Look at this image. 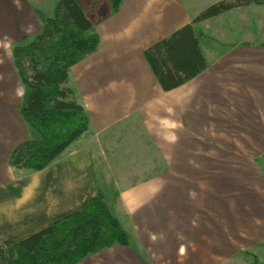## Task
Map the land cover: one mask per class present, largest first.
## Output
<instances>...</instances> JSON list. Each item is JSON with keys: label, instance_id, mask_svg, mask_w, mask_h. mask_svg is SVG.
I'll use <instances>...</instances> for the list:
<instances>
[{"label": "crops", "instance_id": "1", "mask_svg": "<svg viewBox=\"0 0 264 264\" xmlns=\"http://www.w3.org/2000/svg\"><path fill=\"white\" fill-rule=\"evenodd\" d=\"M218 1L100 5L98 46L68 79L88 130L45 168L9 164L15 147L38 135L20 108L16 125L1 120L0 264L14 257L17 242L81 210L98 190L129 244L115 242L74 264L264 262V4L194 23L208 65L173 89H163L145 55ZM58 2L0 0V47L34 38L39 12L53 16ZM135 145L160 152L138 165L160 173H116L133 164L113 151Z\"/></svg>", "mask_w": 264, "mask_h": 264}, {"label": "trees", "instance_id": "2", "mask_svg": "<svg viewBox=\"0 0 264 264\" xmlns=\"http://www.w3.org/2000/svg\"><path fill=\"white\" fill-rule=\"evenodd\" d=\"M104 0H59L53 16L39 12L43 25L31 40L13 48L15 65L25 86L20 112L37 133L18 144L9 164L41 170L58 159L88 130L89 117L68 83L69 69L94 51V31ZM122 0H105L116 11ZM264 0H221L145 50L164 90L173 89L202 72L208 65L193 24L242 5ZM129 238L98 190L87 204L14 245L7 264H74L89 253ZM253 264H264L258 257Z\"/></svg>", "mask_w": 264, "mask_h": 264}, {"label": "rangeland", "instance_id": "3", "mask_svg": "<svg viewBox=\"0 0 264 264\" xmlns=\"http://www.w3.org/2000/svg\"><path fill=\"white\" fill-rule=\"evenodd\" d=\"M108 3L102 1L101 7L106 6ZM13 48L7 47L5 49L0 47V125L3 120L8 121L14 118L13 116L17 113L19 114V108L21 107L22 98L25 86L20 78L18 68L15 66V61L13 57ZM75 94V92H74ZM76 97V96H75ZM78 101V100H77ZM16 117V116H15ZM20 118V117H19ZM2 120V121H1ZM15 125L18 121L17 118L13 119ZM6 128V126H5ZM0 130H3L0 129ZM6 130V129H5ZM0 134V138H2ZM151 146V145H150ZM131 149L126 151L122 150L120 152H114V157L121 161H127L129 164L122 168H114L116 173L122 174H157L160 173L162 168H157L154 166H138L139 164H144L145 162L152 163L154 159L160 157L157 156L160 152L150 148L148 151H141L135 146H130ZM13 166V165H12ZM18 167V166H14ZM22 168V167H18ZM15 256V252H14ZM13 258V257H12Z\"/></svg>", "mask_w": 264, "mask_h": 264}]
</instances>
